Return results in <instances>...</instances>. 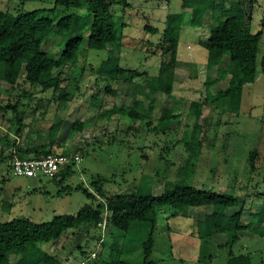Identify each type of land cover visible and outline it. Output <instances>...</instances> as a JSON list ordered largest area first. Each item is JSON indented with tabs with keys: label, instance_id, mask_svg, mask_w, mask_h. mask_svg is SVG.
Returning a JSON list of instances; mask_svg holds the SVG:
<instances>
[{
	"label": "rangeland",
	"instance_id": "rangeland-1",
	"mask_svg": "<svg viewBox=\"0 0 264 264\" xmlns=\"http://www.w3.org/2000/svg\"><path fill=\"white\" fill-rule=\"evenodd\" d=\"M125 1L114 2L112 10L116 27L123 33L122 45L120 49L116 47V52L120 53V64L127 69L158 74L162 55L157 43L166 23H182L178 45V64L182 66L176 92L170 96L159 92L150 109L149 99L137 93L135 83L103 80L99 74L105 73L110 47L85 48L76 64L64 67V98L53 88L42 84L31 86L23 75L14 85L0 82V103L20 100V109L25 111L21 134L16 132L13 112H0V220L28 216L37 222L51 221L55 215L76 214L86 204L96 206L104 199L88 197L77 186L94 192L92 179L97 175L104 177L103 186L108 195L137 191L157 195L164 191L167 182H185L237 197L238 204L228 209L227 215L239 212L240 223L247 227L238 231L240 236L235 241L232 229L211 232L206 228V213H211L213 206L190 207L186 215L173 216H170L173 211L170 206L158 207L154 216L157 226L152 259L157 264H226L233 249L250 253L253 264H264V74L261 67H258L257 79L243 88L240 110L233 111L228 98L213 99L218 89L227 85V65L212 72L206 67L210 49L205 40L210 30L200 22L201 10L195 16L201 0H189L186 4L184 0ZM258 1L254 30L264 29V0ZM236 3L237 0H219L217 8L228 13ZM54 5L55 0H0V10L50 8L45 12L55 17L74 13L73 22L77 15L84 13L76 8L51 9ZM145 25H153L159 31H148ZM86 31L83 27L76 30L73 23L65 40L86 35ZM63 46L61 36L52 35L43 48L58 56ZM218 73L221 81L206 84L208 75L214 78ZM141 80L138 77L136 81ZM108 83L117 91L116 95L106 91ZM204 99L202 113L189 115L191 101ZM132 101L146 105L143 120L133 121L119 114L111 119L100 116L103 109L111 108L114 103L128 106ZM163 107L180 115L159 122ZM149 115L151 126L146 125ZM59 119L63 125L55 152L80 155V160L72 165L71 175L61 180V177L53 179L43 174L37 177L15 174L12 166L15 157L20 153L31 155V147L38 148L45 138V130ZM199 122L202 124L195 128ZM74 123H82L84 127L73 130ZM254 150L257 155L252 168L249 157ZM221 219L212 217L214 223L221 224ZM151 230L149 221L133 222L126 233L112 224L100 229L82 223L58 240L43 243L47 255L40 264H104L118 258L122 259L121 264H142L143 241ZM81 248L86 250L85 256ZM26 256L36 258L34 252H27Z\"/></svg>",
	"mask_w": 264,
	"mask_h": 264
},
{
	"label": "trees",
	"instance_id": "trees-1",
	"mask_svg": "<svg viewBox=\"0 0 264 264\" xmlns=\"http://www.w3.org/2000/svg\"><path fill=\"white\" fill-rule=\"evenodd\" d=\"M117 1L125 0H55V5L51 9L63 7L66 10L70 8L84 10L82 15H77L75 22H73L74 13L55 17L45 12L50 8L26 10L22 7L18 12L0 10V82L14 85L23 75L25 81L31 86L42 84L45 88H53L55 92L60 91L59 97L64 98L66 95L62 88L64 67L68 64H76L85 48L101 50L110 47L105 59V73L99 76L106 81L118 80L129 84L135 83L137 93L149 99L147 106L152 109L159 92L167 96L173 94L182 23H166L162 38L157 43L162 55L158 74L149 75L138 69H127L120 64V53L116 52V47L120 49L123 38V33L116 27L112 10L113 3ZM217 1L219 0L200 1V10L203 14L199 16L201 19L199 20L210 30L205 40L207 48L210 49L207 61L208 71L212 72L214 68L219 71L222 65H227L225 68V75L228 78L227 85L218 89L213 99L228 98L231 110L235 111L240 110L245 84L257 79L259 66L264 74V51L261 53L264 29L254 30V12L259 5L258 0H237L236 6L228 13L218 10ZM73 23L76 30L83 27L87 30V34L75 36L66 41L65 38L72 29ZM145 29L153 33L159 31L153 25H145ZM52 35H60L64 42L62 52L58 53V56L52 55L43 48L45 41ZM138 77L142 79L140 83L136 81ZM221 80L222 77L218 73L214 78L208 75L205 82L206 84L217 83ZM106 91L113 95L117 94L110 83L106 85ZM204 102H206L205 99L191 101L189 115L201 114ZM20 105V100L15 103H0V112L5 113L9 110L13 112L17 134H21L25 126V111L20 109ZM145 109L144 103L133 102L128 106L114 103L111 108L103 109L100 116L111 119L119 114L137 121L143 120ZM179 115L180 113H172L167 107H163L159 122L172 120ZM146 117V125L151 126L153 124L151 115ZM201 124L196 123L194 127ZM62 125V119L52 123L45 130V138L41 145L38 148L31 147L29 152L31 155L20 153L18 156L41 157L57 153L55 145L60 137ZM83 127L82 123L72 125V129L77 131ZM3 151L2 149V153ZM59 153L69 155V153ZM256 155L257 150H254L249 157L252 168L255 167ZM72 165L62 167L52 178L61 177L62 180L67 175H71ZM103 182L104 177L101 175L93 176L94 192L81 185L77 186L88 197H99L104 200L96 206L86 204L76 214H59L55 215L51 221L43 222L34 221L28 216L0 220V264H40V261L47 255L42 248L43 243L58 240L82 223L88 224L90 228L100 229L106 227L107 224H112L126 233L135 221H149L152 228L148 237L143 241L144 260L142 264H157L152 259L155 246L154 230L157 226L154 216L157 208L162 206H170L173 209L170 216L186 215L190 207L213 206L214 210L206 213V228L211 229V232H226L232 229L235 233V241L240 236L238 231L247 227L246 224L240 223L239 212L227 215V210L238 204V198L231 194L197 188L185 182H167L164 191L157 195L140 191L108 195ZM213 216L222 217L221 224L214 223ZM237 220L238 222H233ZM98 239L100 240L101 237ZM94 251L96 252L92 250ZM27 252H34L36 258H28ZM81 252L85 256L86 250L81 248ZM121 263H123L122 259L118 258L107 260L104 264ZM226 264H253V258L250 253L235 252L231 249Z\"/></svg>",
	"mask_w": 264,
	"mask_h": 264
},
{
	"label": "built area",
	"instance_id": "built-area-1",
	"mask_svg": "<svg viewBox=\"0 0 264 264\" xmlns=\"http://www.w3.org/2000/svg\"><path fill=\"white\" fill-rule=\"evenodd\" d=\"M80 160V155L51 153L41 157H19L13 160V171L17 175L37 177L41 174L54 177L62 167L76 163Z\"/></svg>",
	"mask_w": 264,
	"mask_h": 264
},
{
	"label": "crops",
	"instance_id": "crops-1",
	"mask_svg": "<svg viewBox=\"0 0 264 264\" xmlns=\"http://www.w3.org/2000/svg\"><path fill=\"white\" fill-rule=\"evenodd\" d=\"M185 4L189 2V0H184ZM200 8H198L196 11H195V16L197 17L198 16V12H199ZM203 41V40H202ZM178 54H179V50H178ZM209 57V56H208ZM207 61H208V58H207ZM187 63V62H186ZM188 63H191V64H197L195 62H188ZM185 64V63H183ZM199 64V63H198ZM202 64V63H201ZM200 64V65H201ZM181 66L182 64H178L177 62V66H176V69H175V77H174V89H175V86H176V83L178 82V80L180 79L181 77ZM207 67V66H206ZM208 68V67H207ZM173 89V92L175 93L176 91Z\"/></svg>",
	"mask_w": 264,
	"mask_h": 264
}]
</instances>
